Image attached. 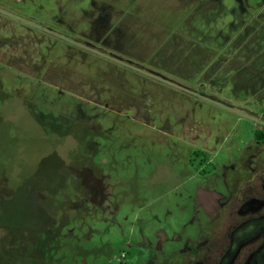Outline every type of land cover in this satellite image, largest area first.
Masks as SVG:
<instances>
[{"label":"rangeland","instance_id":"rangeland-1","mask_svg":"<svg viewBox=\"0 0 264 264\" xmlns=\"http://www.w3.org/2000/svg\"><path fill=\"white\" fill-rule=\"evenodd\" d=\"M263 126L264 0H0V264L194 232V154Z\"/></svg>","mask_w":264,"mask_h":264},{"label":"flooded vegetation","instance_id":"flooded-vegetation-1","mask_svg":"<svg viewBox=\"0 0 264 264\" xmlns=\"http://www.w3.org/2000/svg\"><path fill=\"white\" fill-rule=\"evenodd\" d=\"M194 157L210 164L194 186L197 229L141 232L120 264H264V126L221 162ZM199 188L216 199L198 200Z\"/></svg>","mask_w":264,"mask_h":264},{"label":"water","instance_id":"water-1","mask_svg":"<svg viewBox=\"0 0 264 264\" xmlns=\"http://www.w3.org/2000/svg\"><path fill=\"white\" fill-rule=\"evenodd\" d=\"M205 194H206V196H208V200H209V198H215L216 199V197H214V195L205 193L203 191V189L199 188L198 191H197L198 200H201L202 197L205 198L206 197Z\"/></svg>","mask_w":264,"mask_h":264}]
</instances>
